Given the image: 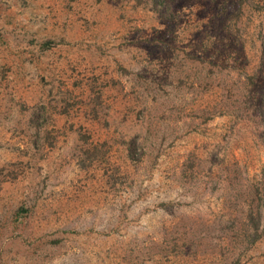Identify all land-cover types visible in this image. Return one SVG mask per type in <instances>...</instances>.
<instances>
[{"label": "rangeland", "instance_id": "obj_1", "mask_svg": "<svg viewBox=\"0 0 264 264\" xmlns=\"http://www.w3.org/2000/svg\"><path fill=\"white\" fill-rule=\"evenodd\" d=\"M264 0H0V264H264Z\"/></svg>", "mask_w": 264, "mask_h": 264}, {"label": "trees", "instance_id": "obj_2", "mask_svg": "<svg viewBox=\"0 0 264 264\" xmlns=\"http://www.w3.org/2000/svg\"><path fill=\"white\" fill-rule=\"evenodd\" d=\"M259 113H260L261 118H262L261 124L264 127V96L262 97L260 104H259ZM259 137L262 138V141L264 143V131L260 133Z\"/></svg>", "mask_w": 264, "mask_h": 264}]
</instances>
